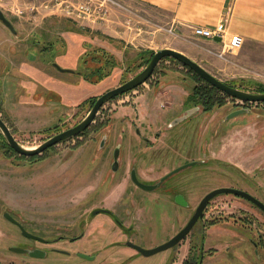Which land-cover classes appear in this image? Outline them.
Segmentation results:
<instances>
[{
	"label": "rangeland",
	"instance_id": "374dc122",
	"mask_svg": "<svg viewBox=\"0 0 264 264\" xmlns=\"http://www.w3.org/2000/svg\"><path fill=\"white\" fill-rule=\"evenodd\" d=\"M51 1L0 0L16 30L5 29L6 36L0 32L1 117L26 148L84 120L94 101L148 66L146 51H183L228 85L250 93H258L259 86L264 89V45L245 43L239 52L227 54L230 63L209 52H221V46L198 43L204 49L197 48L163 32L151 35L154 29L149 27L147 34L134 31L131 40L127 36L138 49L130 46L128 54L115 57L119 65L107 77L100 80L94 72L98 76L92 81L85 79L92 70L84 67L85 50L103 43L121 51L122 44L101 37L96 27L83 28L61 10L46 9ZM55 64L75 72L59 71ZM204 86L178 61L165 59L146 84L106 104L86 133L39 156L10 150L0 131V264H37L30 254L11 253L9 248L45 247L27 239L6 214L24 223L30 234L68 239L58 246L72 256L50 252L42 264H183L192 244L204 246L205 264H264V213L232 194L215 198L204 220L177 247L145 257L123 244L128 239L153 249L167 243L214 189H241L264 203V103H243L213 91L212 104H204L206 97L199 93ZM51 91L58 94L55 100L46 99ZM242 109L249 112L228 119ZM136 127L143 136L147 132L152 146L165 147L151 154L147 167H140L147 183L200 159V152L209 157L176 174L165 188L137 189L129 177L131 159L149 143L138 137ZM115 149L121 151L118 173L111 168ZM176 188L188 195V209L173 202ZM99 209H108L110 215L96 216ZM82 234L83 239L71 242ZM76 252H99L98 259L86 260Z\"/></svg>",
	"mask_w": 264,
	"mask_h": 264
},
{
	"label": "water",
	"instance_id": "95a60500",
	"mask_svg": "<svg viewBox=\"0 0 264 264\" xmlns=\"http://www.w3.org/2000/svg\"><path fill=\"white\" fill-rule=\"evenodd\" d=\"M0 21L13 33H16L15 26L14 24L5 16L4 12L0 9ZM217 41H220V38L216 39ZM167 58H172L176 61H178L180 64H182L184 67L188 68L189 70L193 71L196 75H198L200 78H202L205 82H207L210 86L213 88L217 89L219 92L225 94L226 96L237 100L241 101L243 103H248V104H260L264 103V93H250L241 89H238L236 87L230 86L226 84L225 82L221 81L218 79L216 76L211 74L208 70H206L202 65H200L198 62L194 61L191 59L189 56L186 54L174 50V49H163L154 54L152 57L151 61L149 62L148 66L138 75H136L134 78L131 80L125 82L121 86L114 88L102 96H100L95 104L93 105L92 109L88 113V115L85 117L84 120H82L79 124L76 126L69 128L59 134H56L50 138H48L46 141H44L42 144L35 148H26L23 145H21L20 142H18L13 135L11 129L7 125V123L4 121V119L0 116V131L3 133L4 137L6 138L9 146L13 149V151L21 156L24 157H36L41 154H43L45 151L48 149L55 147L59 145L60 143L79 137L81 134L85 133L91 125L95 122L97 115L99 112L103 109V107L108 104L110 101L114 100L115 98H118L124 94H127L131 91H134L138 89L140 86L146 84L151 77L153 76L157 66L162 62L163 60ZM59 71L62 72H75L74 70H68V69H63L61 68L58 64L54 65ZM249 112L248 109H242L239 111H235L230 114L228 119L237 117L241 114H245ZM181 121V120H180ZM179 121H176L173 126L178 123ZM118 157H119V150L117 149L115 152V163L113 166L114 170H117L118 168ZM197 164L196 162H193L191 164L185 165L181 168L175 169L171 173H169L165 178L161 180L160 183L166 181L170 177L176 175L179 173L181 170H184L188 167L194 166ZM132 181L142 189L149 191V192H154L155 190L158 189L160 184L157 185H146L142 182L139 181L137 178V175L135 171L132 172ZM223 194H232L238 197H242L244 199H247L257 207H259L263 212H264V203L260 200H258L256 197L253 195L240 190V189H235V188H218L210 192L200 203L199 207L197 208L195 214L193 217L190 219L188 224L175 236L173 237L170 241L167 243L160 245L156 248L153 249H145L142 248L141 246L134 244L133 242L129 241L127 243L128 246L133 247L136 249L140 254H142L145 257H150L153 256L157 253L166 251L168 249L176 247L179 243H181L193 230L195 225L200 221L204 219L205 216V210L207 208V205L210 201H212L214 198H216L219 195ZM182 197H176L175 201L177 204L181 201ZM101 212V210L96 211L94 214H98ZM6 217L13 222L15 225L19 226L23 235L27 237L28 239L31 240H36L40 242H46L45 239L38 237L36 235L28 233L25 228L22 226L21 223H19L16 219H14L10 214H6ZM75 240V239H73ZM17 253H28L32 257H41L44 255H40L42 253L41 250H27V249H13ZM62 253L67 254V252L62 251ZM81 258L88 259L89 256L86 254H80L79 255Z\"/></svg>",
	"mask_w": 264,
	"mask_h": 264
},
{
	"label": "crops",
	"instance_id": "0c3cea01",
	"mask_svg": "<svg viewBox=\"0 0 264 264\" xmlns=\"http://www.w3.org/2000/svg\"><path fill=\"white\" fill-rule=\"evenodd\" d=\"M135 2L143 5L149 18L162 25L174 26L177 32L184 37L183 39L178 37L180 40L197 48L204 49L199 44L211 43L214 45L213 47L218 46L219 50H221L222 45L217 40V42H214L196 38L197 44L192 40H190L191 42L185 40L194 37L192 33L194 27L215 28L225 19L229 20L227 24L229 36L238 34L244 38L247 44L250 42L264 45V0H135ZM117 19L110 27L97 26L95 30L100 31L104 35H101V37L111 38H108V40L113 43H116L115 40L118 42L120 40L122 50H117L113 44H111L113 46H109L103 43L96 48L105 49L114 57L120 58L122 55L129 53L127 48L130 46L131 49L138 48L133 45L132 41L127 39L129 34L130 40L131 38L133 39L132 33L125 32L120 18ZM157 32L151 30L150 34L156 36L160 33ZM205 46V51H207L209 46ZM91 49L94 48L89 50ZM89 50H85V53ZM212 51H215V49ZM180 52L184 53L183 51ZM144 53H147V51ZM234 53H237V51ZM189 57L200 63L196 58ZM200 65L202 64L200 63ZM205 69L211 72L208 68ZM51 93L53 92L51 91L46 95V99Z\"/></svg>",
	"mask_w": 264,
	"mask_h": 264
},
{
	"label": "built area",
	"instance_id": "2783aa9c",
	"mask_svg": "<svg viewBox=\"0 0 264 264\" xmlns=\"http://www.w3.org/2000/svg\"><path fill=\"white\" fill-rule=\"evenodd\" d=\"M46 9H51V11L61 10L66 17L78 24H83V28L110 27L118 20L117 18H120L123 30L129 33L136 31L137 36L147 34V27H149L154 29L153 31L163 32L180 39L184 38L174 26L162 25L149 18L143 5L136 3L135 0H52L46 5ZM228 22L229 20L225 19L215 28L194 27L192 29L194 37L185 41L192 40L197 44L196 38L214 42H217L216 39L220 38L221 52L212 50H209V52L223 61L232 62L227 54L240 51L245 40L238 34L228 35Z\"/></svg>",
	"mask_w": 264,
	"mask_h": 264
},
{
	"label": "flooded vegetation",
	"instance_id": "af4514ba",
	"mask_svg": "<svg viewBox=\"0 0 264 264\" xmlns=\"http://www.w3.org/2000/svg\"><path fill=\"white\" fill-rule=\"evenodd\" d=\"M0 23L2 24L1 25V27H0V32H1V34L3 35V32H6V30H7V27L0 21ZM3 26V27H2ZM6 29V30H5ZM9 29V28H8ZM15 34V33H14ZM3 36H5V35H3ZM53 64V63H52ZM80 74H82V73H80ZM2 106L0 105V116L2 115L3 116V114H2ZM3 118V117H2ZM4 119V118H3ZM5 121V120H4ZM6 122V121H5ZM147 130V129H146ZM88 131V130H87ZM86 131V132H87ZM61 132H63V131H61ZM61 132H58V133H56V134H59V133H61ZM85 132V133H86ZM136 133H137V135H138V137H144V141L147 143H149V145L148 146H143V147H141V148H139V149H137L133 154H134V156L132 157V159H131V163H130V170H129V177H130V180L132 181V177H131V175H132V172L133 171H135V173H136V175H137V178L139 179V181L140 182H142V183H144V184H148V185H157V184H160L159 185V187H158V189L157 190H160V189H162L163 187L165 188V186H166V184L168 183V182H170L169 180L171 179V178H173L174 176H172V177H170L169 179H167L166 181H164V182H162V183H160L161 182V180L163 179V178H165L169 173H171L172 171H174L175 169H178V168H181V167H183V166H185V165H188V164H191V163H193V162H196L197 164H195V165H198V164H202V162L203 161H206L207 160V158L209 157L208 156V154L206 153V152H200L201 153V158L200 159H191V160H188L185 164H182V165H180V166H178V167H176V168H174L172 171H170L169 173H166L165 175H163L162 177H160L159 178V180H158V182L157 183H153V184H151V183H147V180H145V179H143V177H141V170H140V167H143V166H146L147 167V163L149 162V160L151 159V154L154 152V151H159V150H161L162 148H165V147H161V148H157L156 146H152L151 144H150V139H147V132H146V134H145V136H143L142 134V132H141V130L138 128V127H136ZM56 134H54V135H56ZM53 135V136H54ZM156 136H157V138H160L161 136H162V134L161 133H156ZM52 137V136H51ZM51 149V148H50ZM169 149H171V148H169ZM179 149V148H178ZM116 150L117 149H115L114 150V152H113V160H114V162L112 163V165H111V168H112V170L114 171V172H116L117 171V173L119 172V159H120V157H121V151L119 150V157H118V168H117V170H114L113 169V166H114V163H115V152H116ZM173 150V149H172ZM205 163V162H204ZM194 165V166H195ZM192 167V166H191ZM189 168V167H188ZM185 170V169H184ZM181 171H183V170H181ZM180 171V172H181ZM179 172V173H180ZM179 173H177V174H179ZM96 175H97V177H98V175H99V172L96 170ZM96 175H93L94 177H96ZM146 175H147V173H146ZM132 183H134L133 181H132ZM135 184V183H134ZM177 186H179L180 187V185H177ZM135 187L137 188V189H142L141 187H139V186H137L136 184H135ZM222 188H231V187H222ZM236 189V188H235ZM142 190H144V189H142ZM157 190H155V191H157ZM175 190H177L178 191V193H176L175 195H174V198H173V202L174 203H176V201H175V198L178 196V197H182V199H181V201H183L182 203L180 202L179 204H177V206L178 207H180V208H182V209H188V207H189V202H188V195L187 194H185V192H183V189L182 190H178V188H176ZM215 190V189H214ZM241 190V189H240ZM144 191H146V190H144ZM154 191V192H155ZM213 191V190H212ZM212 191H210V192H212ZM244 191V190H243ZM149 192V191H148ZM166 191H164V193H165ZM210 192H208L207 194H205L202 198H201V200H200V202H199V204L195 207V209H194V211H192V215L190 216V218H189V220H188V222L190 221V219L193 217V215L195 214V212H196V210H197V208L199 207V205H200V203L202 202V200L210 193ZM223 195H230V194H223ZM252 195V194H251ZM219 196H221V195H219ZM218 197V196H217ZM216 197V198H217ZM255 197V196H254ZM215 199V198H214ZM213 199V200H214ZM212 200V201H213ZM247 200V199H246ZM259 200V199H258ZM212 201H210L209 203H208V205H207V208H206V210H205V213H206V211H207V209H208V207L210 206V203L212 202ZM250 202V201H249ZM251 203V202H250ZM183 204H185V205H183ZM253 206H255V207H257L256 205H254L253 203H251ZM258 209H260L259 207H257ZM99 210H101V212H99L98 214H96V216L97 215H100L101 213H103V214H107V215H110V211L108 210V209H99ZM261 210V209H260ZM95 212L97 211V210H94ZM94 211H92V213L94 212ZM262 211V210H261ZM131 212V211H130ZM263 212V211H262ZM264 213V212H263ZM133 214V215H132ZM131 215L134 217L135 215H136V213H134V212H131ZM204 218H205V216H204ZM15 219V218H14ZM17 220V219H16ZM204 220V219H203ZM19 223H21L22 224V226L25 228V225H24V223H22V222H20L19 220H17ZM188 222H187V224H188ZM118 223V222H117ZM119 224V226H121V224L120 223H118ZM186 224V225H187ZM185 225V226H186ZM17 226V225H16ZM184 226V227H185ZM18 228H19V230H20V232H22L21 231V229H20V227L19 226H17ZM183 227V228H184ZM183 228H181V230L183 229ZM178 234V233H177ZM176 234V235H177ZM190 234H191V232H190ZM189 234V235H190ZM175 235V236H176ZM188 235V236H189ZM174 236V237H175ZM187 236V237H188ZM85 236L82 234V235H80V237L79 238H74V239H77V240H73V241H71V238L69 239L72 243H76L78 240H81V239H83ZM128 237H130L129 235H128ZM186 237V238H187ZM27 238V237H26ZM185 238V239H186ZM28 239V238H27ZM45 240H46V242H40V241H36V240H31V239H29L30 241H33V242H35V243H39V244H41V245H43V246H45V247H39V246H35V245H26V247L24 248V249H27V250H32V251H34V250H41L42 251V253L40 254V255H44V256H41V257H31V258H29V259H31V260H34V261H37L38 263L37 264H42L41 262H39V261H47V260H49L48 259V256H49V254H50V252H55V253H59V254H64V255H67V256H72V254H73V252H67V254H65V253H62V251L63 250H61L62 248H60L59 246H58V244L59 243H62V241H66V240H68L66 237H63V236H61L60 238H58V239H50V238H44ZM184 239V240H185ZM183 240V241H184ZM130 240H126L125 241V243H123L124 244V246L125 245H127V243L129 242ZM182 241V242H183ZM132 242V241H131ZM181 242V243H182ZM134 244H136L135 242H133ZM181 243H179V244H181ZM178 244V245H179ZM177 245V246H178ZM128 246V245H127ZM176 246V247H177ZM130 247V246H129ZM257 247H259V246H257ZM130 248H132V249H134L133 247H130ZM134 250H136V249H134ZM9 251L11 252V253H17V252H15L14 250H13V248L12 247H10L9 248ZM137 251V250H136ZM64 252H66V251H64ZM138 252V251H137ZM98 253L99 252H96L95 254H94V256H91V255H88L89 256V258L88 259H86V260H94V261H97V259H98ZM22 254V253H21ZM26 254H28V253H26ZM75 254H77L78 256L80 255V254H83V253H80L79 254V252H76ZM87 255V254H86ZM256 257H257V259L258 260H260L261 261V259H262V257L259 255V253L256 251ZM206 258H207V256H206V253H205V251H204V246L202 245V246H196V245H194V244H192V246H190L189 247V249H188V254H187V257H186V259H185V261L183 262V264H205V261H206ZM261 258V259H260ZM83 259H85V258H83ZM34 264V263H33ZM53 264V263H52Z\"/></svg>",
	"mask_w": 264,
	"mask_h": 264
},
{
	"label": "trees",
	"instance_id": "16d2710c",
	"mask_svg": "<svg viewBox=\"0 0 264 264\" xmlns=\"http://www.w3.org/2000/svg\"><path fill=\"white\" fill-rule=\"evenodd\" d=\"M154 54H155L154 52H149V51L147 52V55L150 57V60L152 59ZM143 56L144 55H142V57ZM167 59H172V58H167ZM172 60H174V59H172ZM83 63H84L85 68L92 67V70H91L92 72L90 71L89 74L87 72L88 75L85 78V79H88L91 81L98 75H100L99 76L100 80H103L105 77H107L109 75V72H111L116 66L119 65V63L116 61L115 57L112 56L107 50L102 49V48H94V49L87 51L86 55L83 58ZM189 71L196 77L197 80H199L200 82L205 84L204 88L201 89L199 93L206 97V99L203 100L204 104L211 105L212 101H213V95L210 94V92H212V93H213V91L215 93H220V92L217 89L210 86L207 82H205L202 78H200L198 75H196L193 71H191V70H189ZM94 72H96L98 75L93 74ZM233 87H236V86H233ZM258 91H259L258 93H264L263 87L259 86ZM57 96H58V94L53 92L49 95L48 98L49 99L50 98L55 99V97H57ZM95 102L96 101H94L93 105L95 104ZM93 105H92V107H93ZM83 134H81V135H83ZM0 135L3 136L1 134V132H0ZM8 147H9V145H8ZM9 149L13 151L12 148L9 147Z\"/></svg>",
	"mask_w": 264,
	"mask_h": 264
}]
</instances>
